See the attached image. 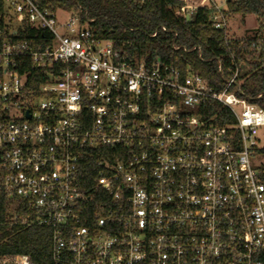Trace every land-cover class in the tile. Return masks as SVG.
Wrapping results in <instances>:
<instances>
[{
	"label": "built area",
	"instance_id": "built-area-1",
	"mask_svg": "<svg viewBox=\"0 0 264 264\" xmlns=\"http://www.w3.org/2000/svg\"><path fill=\"white\" fill-rule=\"evenodd\" d=\"M3 1L0 195L11 221L48 229L58 264H264V109L242 95L239 67L215 91L190 65L97 38L75 12ZM204 3H185V18L207 6L227 29L222 2ZM26 27L45 32L40 43L19 38ZM254 42L259 52L264 35ZM101 148L89 183L82 158ZM0 264L32 263L0 254Z\"/></svg>",
	"mask_w": 264,
	"mask_h": 264
},
{
	"label": "trees",
	"instance_id": "trees-1",
	"mask_svg": "<svg viewBox=\"0 0 264 264\" xmlns=\"http://www.w3.org/2000/svg\"><path fill=\"white\" fill-rule=\"evenodd\" d=\"M34 1L50 10L75 12L97 38L111 39L117 46L129 44L130 51L140 57L147 56L151 60L180 67L190 65L215 91L222 90L232 71L239 67L238 80L241 82L242 95L264 109V95L256 99L259 93L264 92V67H261L264 63V43L260 44L259 52L253 47L256 38L264 35V0L225 2L224 14L227 17L235 14L256 17L254 38L245 39L231 38L227 29L213 27L209 20L211 10L207 6H201L187 20L182 12L183 5L198 4L199 0ZM4 8V1L0 0V14ZM18 33L20 39L33 40L34 43H40L45 35L43 31L27 27L24 31L18 30ZM109 150H87L84 154L81 166L89 183L97 174L95 162L107 159L106 152ZM259 152L264 156V147ZM259 171L264 178V164L259 167ZM12 204V200L0 195V254H25L32 264H58L51 257L50 231L11 221Z\"/></svg>",
	"mask_w": 264,
	"mask_h": 264
},
{
	"label": "rangeland",
	"instance_id": "rangeland-1",
	"mask_svg": "<svg viewBox=\"0 0 264 264\" xmlns=\"http://www.w3.org/2000/svg\"><path fill=\"white\" fill-rule=\"evenodd\" d=\"M207 0H199V2H204ZM217 2H222V8L225 9L226 5L223 0H216ZM257 28V20L254 15L247 14L241 16L239 14L227 17V31L228 36L231 38L245 39L254 35ZM259 161H264V157H259Z\"/></svg>",
	"mask_w": 264,
	"mask_h": 264
}]
</instances>
